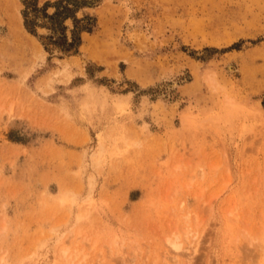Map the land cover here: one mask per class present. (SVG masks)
Segmentation results:
<instances>
[{
  "label": "rangeland",
  "instance_id": "obj_1",
  "mask_svg": "<svg viewBox=\"0 0 264 264\" xmlns=\"http://www.w3.org/2000/svg\"><path fill=\"white\" fill-rule=\"evenodd\" d=\"M59 1L0 0V264H264V0Z\"/></svg>",
  "mask_w": 264,
  "mask_h": 264
},
{
  "label": "bare ground",
  "instance_id": "obj_2",
  "mask_svg": "<svg viewBox=\"0 0 264 264\" xmlns=\"http://www.w3.org/2000/svg\"><path fill=\"white\" fill-rule=\"evenodd\" d=\"M56 49V48H55ZM54 50V49H53ZM55 51V50H54ZM57 52V51H56ZM55 54V53H54ZM58 54H60V53H58ZM229 65V64H228ZM227 69V71L228 72H231L232 73V71H231V67H227L226 68ZM234 69V68H233ZM236 70V69H235ZM226 72V71H225ZM175 83V82H174ZM174 83H173V85H174ZM168 87H171V85L170 86H168ZM174 88V87H173ZM170 89V88H169ZM165 92V91H164ZM162 94V93H161ZM169 94V93H168ZM163 95H164V93H163ZM167 96V95H166ZM100 146V145H99ZM262 223H264V222H262ZM261 223V224H262ZM263 225V224H262ZM254 227V226H253ZM253 227H252V229H253ZM263 228V227H262ZM262 228H260V231H258L257 230V228H255V230L254 231H252L251 232V230L249 229V231H247L246 229L244 230L245 232H247L248 233V238H246L247 240H248V242H249V244L251 245V246H253L255 249H257V254L260 256V257H262V258H264V228L262 229ZM177 240V239H176ZM167 243L171 246V248L175 251V252H179V253H182L184 256H186L187 257V260L189 261L190 260V258H191V256L188 254V253H185V251H187V250H185V249H182L181 248V246L182 245H180V242H175V240L173 241V240H167ZM180 250L182 251L183 250V252H180ZM62 251V250H61ZM62 252H64V251H62ZM67 252V251H66ZM65 253V252H64ZM63 253V254H64ZM31 260V259H30ZM29 260V261H30ZM26 263H28V262H26ZM32 264V263H31Z\"/></svg>",
  "mask_w": 264,
  "mask_h": 264
},
{
  "label": "trees",
  "instance_id": "obj_3",
  "mask_svg": "<svg viewBox=\"0 0 264 264\" xmlns=\"http://www.w3.org/2000/svg\"><path fill=\"white\" fill-rule=\"evenodd\" d=\"M66 1V0H65ZM64 1L60 0L58 2V5L62 4ZM47 4L44 5V7H46ZM36 6H34V10H37V8H35ZM38 11V10H37ZM69 13H70V9L67 7H61L60 9H56L55 12L48 16L44 11H43V15L44 17L50 19V20H57V18L62 17V19H66L69 17ZM23 16H24V25L26 27V29L28 30L29 33L34 34V30L29 27L31 23L28 22L27 20V15L23 12ZM33 24V23H32ZM72 41L70 43H66V38L65 36H63L62 38H59L58 41H54L55 44H57L58 46L62 47L63 50L65 51H69L70 49H72L75 45L77 46L79 44V39L75 38L74 33H72Z\"/></svg>",
  "mask_w": 264,
  "mask_h": 264
}]
</instances>
